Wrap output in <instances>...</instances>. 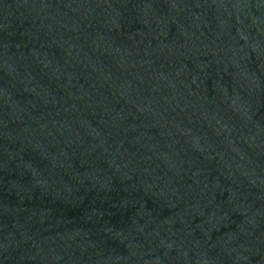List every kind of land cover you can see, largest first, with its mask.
Here are the masks:
<instances>
[{
    "label": "water",
    "instance_id": "95a60500",
    "mask_svg": "<svg viewBox=\"0 0 264 264\" xmlns=\"http://www.w3.org/2000/svg\"><path fill=\"white\" fill-rule=\"evenodd\" d=\"M0 264H264V0H0Z\"/></svg>",
    "mask_w": 264,
    "mask_h": 264
}]
</instances>
